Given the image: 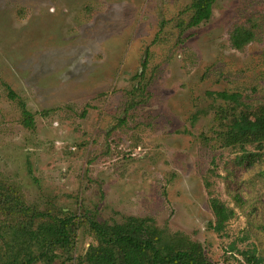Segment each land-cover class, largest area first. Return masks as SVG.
Returning <instances> with one entry per match:
<instances>
[{"label":"rangeland","instance_id":"1","mask_svg":"<svg viewBox=\"0 0 264 264\" xmlns=\"http://www.w3.org/2000/svg\"><path fill=\"white\" fill-rule=\"evenodd\" d=\"M192 2L0 0V185L35 212L33 228L75 218L72 259L58 247L33 264H88L89 220L130 216L199 241L214 264H250L253 249L264 264V150L249 143L260 155L238 164L217 118L264 106V0H216L189 27ZM236 28L253 33L239 49ZM213 198L234 211L220 232ZM7 206L0 264L38 253L14 238L26 215Z\"/></svg>","mask_w":264,"mask_h":264},{"label":"trees","instance_id":"2","mask_svg":"<svg viewBox=\"0 0 264 264\" xmlns=\"http://www.w3.org/2000/svg\"><path fill=\"white\" fill-rule=\"evenodd\" d=\"M215 2L216 0H193L190 5L193 12L187 25L193 27L208 20ZM231 39L233 46L239 49L253 39V33L245 28H236L231 34ZM12 95L14 96V93ZM218 96L241 105L240 93L222 91L218 92ZM21 104L23 123L33 125V114ZM217 118L221 124L225 122L227 126L225 131L217 132L222 137L223 145L238 146L243 151L241 157L236 158L238 164H242L246 159L250 162L254 156L260 155L259 152H251L246 148L249 143H256L259 149L264 150V106L256 109L244 108L239 112L236 107L220 108ZM0 186V206L10 205L7 206L10 211L26 215V218H21L16 224L14 238L27 236L29 240L23 244H35L38 249V253L33 254L31 247L28 251L25 248L26 253L15 256L9 264H33L45 258L50 260L58 247L66 249L67 258L71 260L75 218L72 215L61 217L56 214L52 215L49 221L39 223L33 228L35 212H30V208L25 206L22 199L11 194V187ZM211 205L216 218L211 227L220 232L234 211L217 198L211 200ZM89 223L98 244L90 246L82 258L81 261L88 264H214L206 256L199 241H192L189 236L180 232L170 234L156 226L147 216H130L125 222L114 225L93 220H89ZM49 254L51 255L48 256ZM243 255L250 264H263V258L256 255L255 249L244 251Z\"/></svg>","mask_w":264,"mask_h":264}]
</instances>
